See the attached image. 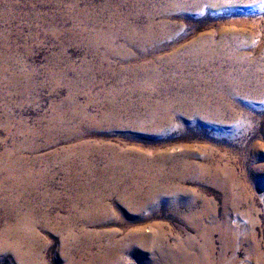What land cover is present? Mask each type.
I'll use <instances>...</instances> for the list:
<instances>
[{"label":"rangeland","instance_id":"1","mask_svg":"<svg viewBox=\"0 0 264 264\" xmlns=\"http://www.w3.org/2000/svg\"><path fill=\"white\" fill-rule=\"evenodd\" d=\"M132 12L136 13L134 18ZM127 14L129 23H135L138 29L152 19V30L159 35L149 43L147 52L138 41L128 45L127 30L110 22L115 16L124 19ZM108 29L119 33L112 43L113 54H107L105 45L96 48L91 41L101 34V39L107 40ZM103 55L106 61L100 60ZM148 60L154 63L151 76L158 77L144 85L147 74L133 75L128 69ZM103 62L109 67L105 73ZM132 77L139 80V90L147 89L144 94L149 96L150 106L173 105L170 123H149L140 129L97 125L83 141L128 153L129 164L138 162L132 168L144 174L145 186L148 178L154 177L152 173H161L171 177L170 184L179 186L186 197L196 196L214 205L215 220L227 218L237 242L222 258L221 236L215 232L211 264H264V0H0V163L11 164L23 156L28 170L44 174L33 177L43 182L42 191L52 187L54 195L65 201L67 169H61L58 162L78 141L62 143V133L43 134L50 127L54 107L65 104L71 88L83 92L78 101L84 105L88 95L109 92L112 88L105 89L113 82L125 93L126 103L135 102L140 97L130 99L128 94ZM102 109L91 108L89 113L99 118L105 111ZM134 109L140 116L146 114L140 107ZM29 142L38 149L23 148V152L14 153L16 146L25 147ZM109 154L105 151L100 157L90 158L93 168L103 169L112 157ZM38 158L40 161L33 164ZM220 166L227 171L221 179L215 173ZM3 175L0 171V184ZM216 180L232 187L237 198L231 206L225 204ZM13 183L15 180H9L1 190L10 188L15 198ZM112 199L108 203L118 217L87 231L105 235V243L115 235V241L138 248L120 264L160 262L164 248L152 250L139 244L140 239L154 238L159 224L171 229L164 238L172 245L180 243L183 259V242L186 236H193L191 229L179 220L165 218L162 210L155 213L145 209L136 214L117 197ZM199 206L203 204L199 202ZM53 214L66 215L58 206ZM1 216L0 230L4 228ZM207 222L214 224L212 219ZM42 234L45 250L39 252L35 264H70L62 257L59 234ZM15 261L9 252L0 255V264H20Z\"/></svg>","mask_w":264,"mask_h":264},{"label":"bare ground","instance_id":"2","mask_svg":"<svg viewBox=\"0 0 264 264\" xmlns=\"http://www.w3.org/2000/svg\"><path fill=\"white\" fill-rule=\"evenodd\" d=\"M133 14L136 13L132 12L130 13V16L134 18ZM127 15L128 17L124 19L119 16H115L113 19L110 18L112 19L110 22L119 29L124 27L127 30L125 40L128 45H132V42L138 41L144 48L143 51L147 52L151 46L150 42H153L156 36L159 35L157 33L155 34L152 30V19L149 20L147 26L144 25L141 29H138L136 25H134L135 23H129V14ZM127 21L129 24L126 23ZM136 22L138 23L139 21L137 20ZM110 27L112 26H107V28ZM108 31L107 40H102L101 37L103 35L101 34L94 35L91 41L96 48L100 45H105L108 47L107 54H113L112 43L115 38L119 37V33L114 31V29H108ZM82 34L83 30L81 32V35ZM79 39L81 40V38ZM121 50L118 51L121 52ZM106 55L100 57V60L106 61ZM105 64L107 63L103 62L101 64L104 66V68H102L103 73L109 69ZM153 67L154 63L151 60H148L147 63L129 67L128 70L129 73L133 75H143L145 72L147 74L145 81H143L145 85L147 82L154 81V79H157L158 77L157 75L153 77L151 76L154 72ZM130 80L132 83L128 93L129 98L133 99L135 95L140 97L135 102L130 100V103H126L124 99L125 93L118 90L117 87L119 86L115 88L117 84L115 85L113 82L111 86L109 85L110 87H105V90L112 88L109 92L88 95L86 97L88 98L87 102L84 105L80 104L78 101V98H80L79 96H81L80 94L83 92L75 88H69L71 91L70 93H72L69 94V99L64 102L65 104L54 107L55 114H52L54 117L52 118V121H50V127H48L43 134L49 135L51 132V134L62 133L65 136L60 139V141L63 140L62 143L64 141H78L77 145L72 147L71 150H65V156L63 157L62 162H58L61 165V169H67L65 183L68 188V194L66 200L64 199L65 201H61V198L59 199L58 195H54V192L51 190L52 187L42 191L43 182L34 180L33 177L44 174L41 171L34 172L28 170V168H26L27 159L23 156L19 155L16 161L11 164H3L4 161L0 163V171L2 174L4 173L0 184V213L2 215V220L4 221V226H2L4 228L0 230V255L9 252L17 262H20V264H35L40 256L39 252L46 244L44 238L41 236L43 235L42 233L50 234L51 232H55L60 236L59 240L65 255L63 256L62 254V257H64V260L70 264L124 263L123 261L126 260L127 254L130 255L134 250L138 251L137 247L133 246V244L128 245L125 242L121 243L115 241V235H112L111 238H109L110 240L105 243L103 239L105 235H95L87 231V228L91 226L98 224L101 225L109 219L112 220V218L118 217L119 213L112 212L111 210L113 209H110L111 207L108 203V200L112 199L113 196L118 198L119 203H124L127 205V208L130 207L131 210H135L133 212L136 214L145 209H153L155 213H159L162 210L165 218L179 220L186 228L193 231V236H186L185 242H183V247L186 250L184 257L182 256L183 259L180 256V243L172 245V243H169V241H166V238H164L165 233H169V235L171 233V229L165 225H157L158 233H156L154 238L143 239V242H140V239V246H147V249L152 248L153 250V247L164 248L162 256H160V262H156V264H211V262H213L211 261V257L213 255V235L215 232H219V236H221L223 248L221 247L222 253H220L222 258L227 255V250L232 248L234 243L237 242L236 232L231 227L229 220L227 218H223L221 222L215 220L216 215L212 210L214 205L212 206L210 202L204 199L200 201L196 196L186 197L183 195L184 192L179 186L173 187L170 184L169 179L171 177H164L161 173L158 175V173L153 174L151 172L154 177L148 178L149 184L145 186L142 184L145 178L144 174L137 168H132V166L137 165L136 163L138 162L134 161L135 163L132 162L129 164L128 153H124V155L118 151L117 147L105 148L83 141L85 135L97 125L103 126V124H108L112 128L116 126H124L126 128L135 127L140 129L145 128L149 123L158 126L162 123L169 122L172 119L171 109L173 105H171V103L164 102L165 104L157 103L150 106L147 103L149 96L144 94L147 92V89L143 90V88L142 90H139V85H137L139 80L136 77H132ZM88 86L89 85L87 84V87ZM87 87L85 86V88ZM125 106L127 107L125 108L126 110L124 109ZM101 107H103L105 111L102 112L99 118L92 116L89 113L91 108L99 109ZM136 107L145 110L146 114L144 116L138 115L134 109ZM157 123L158 125H156ZM60 137L61 136H59V138ZM30 142L25 143V147H23V145L16 146L14 153H20L24 150L23 148H27V150L29 149L30 151L37 150L38 148L30 144ZM105 151L110 152L109 155L112 154V157L104 164L103 169L95 170L90 162V158L94 159L95 156L100 157L99 154L103 155ZM38 161H40L39 158L36 159L33 164L36 162L38 163ZM215 169V173L217 174L216 177H219L220 179L223 173H227V171L223 170L224 168L221 166ZM146 174L148 175L149 171H146ZM161 179L162 183H159L161 182ZM9 180H15L17 186V181L25 184V186L16 187L13 183L15 185V187L13 186V190L16 193L15 198H13L14 196L11 197V192L10 190L8 191L10 188L7 187L1 190V187L5 186ZM49 180L51 182L53 181V175L50 176ZM74 182H76L75 186ZM215 184L222 189L225 204L230 205V203L237 198L236 194L231 189L232 187H224L225 184L223 186L221 180H216ZM199 202H201L203 206H199ZM57 206L58 210L60 209L64 211L66 214L65 216L53 214L54 208ZM210 213L213 216H210ZM209 219H212V223L214 224H209V222H207ZM188 249L189 251H193L192 254H189ZM93 250L96 252L93 253ZM72 251H78V254L80 255H75V252L72 254ZM147 254L148 256H151L148 251ZM148 261L150 260H147V263ZM224 261L227 262L225 259ZM247 264L251 263L247 262Z\"/></svg>","mask_w":264,"mask_h":264}]
</instances>
